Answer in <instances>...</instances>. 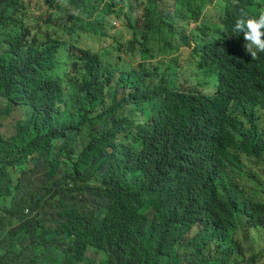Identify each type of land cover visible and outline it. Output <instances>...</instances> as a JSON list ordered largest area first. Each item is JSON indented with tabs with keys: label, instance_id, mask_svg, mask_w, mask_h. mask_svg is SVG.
<instances>
[{
	"label": "trees",
	"instance_id": "16d2710c",
	"mask_svg": "<svg viewBox=\"0 0 264 264\" xmlns=\"http://www.w3.org/2000/svg\"><path fill=\"white\" fill-rule=\"evenodd\" d=\"M63 2L0 0V264H264V0Z\"/></svg>",
	"mask_w": 264,
	"mask_h": 264
},
{
	"label": "rangeland",
	"instance_id": "374dc122",
	"mask_svg": "<svg viewBox=\"0 0 264 264\" xmlns=\"http://www.w3.org/2000/svg\"><path fill=\"white\" fill-rule=\"evenodd\" d=\"M37 0H33V3L36 4ZM63 2V0H60ZM93 3V6H99L102 4H118L122 3L126 0H90ZM65 3V1L63 2ZM116 23L118 26H114ZM75 37L79 38V45L83 48L89 49L93 52L103 51L104 55H111L118 51V48H113L116 42H124L130 38L129 31L125 28L124 23L120 20L111 19L107 30L105 31V37L101 36H94L81 31L79 34L75 35ZM67 42L72 44H77L72 37H69ZM180 54V63H181V70H180V80L181 84H184L183 81H188L184 86L186 88L191 89H198L202 93L212 95L214 93L213 89H209L207 87L199 86V84H205L208 81V78L204 76H197L191 70L187 71L188 62L190 59V50L183 49L174 51V55ZM143 59L140 57L139 64H142ZM136 64L135 61H131V68L133 70V66ZM184 67V68H183ZM210 75V73H206L205 76ZM4 125L10 127L13 124V120L6 119L3 121ZM88 257L91 259L98 260L99 258L93 253L89 252Z\"/></svg>",
	"mask_w": 264,
	"mask_h": 264
},
{
	"label": "clouds",
	"instance_id": "9594fccd",
	"mask_svg": "<svg viewBox=\"0 0 264 264\" xmlns=\"http://www.w3.org/2000/svg\"><path fill=\"white\" fill-rule=\"evenodd\" d=\"M114 26L118 25L114 23ZM233 32L243 34L244 47L253 59L258 53H264V9H261L258 15H250L247 9L240 8L234 22Z\"/></svg>",
	"mask_w": 264,
	"mask_h": 264
}]
</instances>
